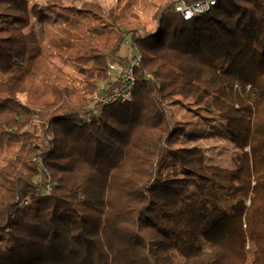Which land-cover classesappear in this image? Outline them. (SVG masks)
Wrapping results in <instances>:
<instances>
[{"label":"trees","instance_id":"obj_1","mask_svg":"<svg viewBox=\"0 0 264 264\" xmlns=\"http://www.w3.org/2000/svg\"><path fill=\"white\" fill-rule=\"evenodd\" d=\"M144 2L152 30L133 7L0 0V264H264V0H219L190 20L177 0ZM52 15L42 40L33 19ZM128 36L142 55L134 97L105 104L93 90L115 64L103 94L122 84ZM175 95L237 105L251 169L168 147L197 128L173 116Z\"/></svg>","mask_w":264,"mask_h":264},{"label":"rangeland","instance_id":"obj_2","mask_svg":"<svg viewBox=\"0 0 264 264\" xmlns=\"http://www.w3.org/2000/svg\"><path fill=\"white\" fill-rule=\"evenodd\" d=\"M34 3H39L42 6L54 5L58 6L62 11L68 12V8H82L87 2H93L100 6L104 14H110L112 11L120 14L121 9L125 8V14L131 17L132 9L138 13L141 21L149 18L147 29L152 30L156 27L157 21L154 18L153 11L155 7L152 3L144 2V0H130V4L126 6L127 0H31ZM159 2V0H155ZM130 7V8H126ZM153 14V15H151ZM59 17L51 16V18L38 21L33 19L32 28L37 31L40 38L45 39L46 32L51 29L58 28L57 22ZM62 24L64 22L61 21ZM124 29L125 26L119 25ZM136 49L132 44L131 37L128 36L123 42L120 51L121 56L128 58ZM112 71L111 78H116L115 75L120 74L121 67L117 64L110 69ZM109 70V71H110ZM75 70L69 72V76ZM79 80L85 77V71H78ZM78 84H82L81 81ZM96 90V89H95ZM93 90V93H95ZM16 97L25 100V94L16 93ZM171 113L179 120H183L184 115L191 116L192 120L197 123V128L193 129V125H187V128L180 134L176 133L173 137L166 139L165 144L170 148H181L185 145L200 146L205 154L206 161L209 164H215L229 169L240 168L243 171L251 169V156L248 148L240 147L235 141V128L239 120L247 118V115L242 113L237 105L231 106L226 101L209 97L202 104H197L190 99H186L181 95H175L172 100L167 102ZM41 126L36 125L35 131L39 133ZM34 131V132H35ZM37 133V134H38ZM33 135V133L31 134ZM251 256L247 264H252Z\"/></svg>","mask_w":264,"mask_h":264},{"label":"built area","instance_id":"obj_3","mask_svg":"<svg viewBox=\"0 0 264 264\" xmlns=\"http://www.w3.org/2000/svg\"><path fill=\"white\" fill-rule=\"evenodd\" d=\"M219 0H177L176 11H178L185 20L192 19L197 14H202L208 11L212 6L216 5ZM142 55L137 50L128 57L130 60V67L125 71L123 75V82L121 85L114 88L109 94L104 95L103 92L108 89L110 82L115 80L111 78L112 71L108 72L109 79L102 82L95 90V97L100 99L103 103L110 102H128L134 97V87L136 83V75L134 68L140 64ZM118 75V74H117ZM117 75H115L117 77ZM148 77H151L150 73H147ZM51 188L48 185V190Z\"/></svg>","mask_w":264,"mask_h":264}]
</instances>
